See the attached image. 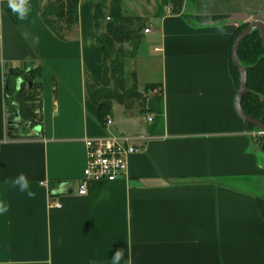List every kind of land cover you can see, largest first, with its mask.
I'll list each match as a JSON object with an SVG mask.
<instances>
[{
  "label": "crops",
  "instance_id": "1",
  "mask_svg": "<svg viewBox=\"0 0 264 264\" xmlns=\"http://www.w3.org/2000/svg\"><path fill=\"white\" fill-rule=\"evenodd\" d=\"M47 2L26 1L20 21L0 0V264H113L121 249V264H264V149L236 109L231 68L234 33L264 22V0H122L126 16L146 18L125 71L140 91L158 87L144 112L123 108L121 133L85 85L104 76L95 4L111 0H81L66 40L45 23ZM31 64L42 69L38 122L20 137L8 127L6 71ZM109 133L140 137V150L123 177L80 195L85 140ZM21 172L34 198L13 187Z\"/></svg>",
  "mask_w": 264,
  "mask_h": 264
},
{
  "label": "trees",
  "instance_id": "2",
  "mask_svg": "<svg viewBox=\"0 0 264 264\" xmlns=\"http://www.w3.org/2000/svg\"><path fill=\"white\" fill-rule=\"evenodd\" d=\"M80 2L81 0H48L44 5L42 17L60 39L66 40V32L78 23ZM164 2L169 3V0ZM145 26L146 18L126 16L123 13L122 0H111L109 7L95 4L96 38L103 51L104 76L100 81L87 76L85 85L88 97L99 109L102 123H105L108 116H112V108L105 103L106 100L116 102L128 113H132L135 107L144 112L148 92L158 87V84H148L144 91H140L135 72L131 73V80L126 78L125 61L137 55ZM248 26L244 24L237 28L233 43ZM238 58L246 68L249 89L243 96L242 108L249 116L264 124V45L259 29H254L243 40ZM231 68L238 91L240 73L233 62ZM41 75V67L33 64L6 71L9 114H19L24 121V131H30L38 122ZM247 124L250 128H256L248 122ZM8 127L12 128L11 125ZM258 143L264 149V136ZM260 207L264 217V197L260 198Z\"/></svg>",
  "mask_w": 264,
  "mask_h": 264
},
{
  "label": "built area",
  "instance_id": "3",
  "mask_svg": "<svg viewBox=\"0 0 264 264\" xmlns=\"http://www.w3.org/2000/svg\"><path fill=\"white\" fill-rule=\"evenodd\" d=\"M149 31V28L145 29V33ZM104 126L107 129L114 126L112 116L106 118ZM139 139L140 137L136 135H116L112 133L105 136L87 138L85 140L87 166L79 187V194H87L90 182L101 180L114 181L123 177L127 169L128 157L140 150L138 145ZM41 184L48 186L47 182H41ZM49 205L50 207H61L60 203L51 200Z\"/></svg>",
  "mask_w": 264,
  "mask_h": 264
},
{
  "label": "water",
  "instance_id": "4",
  "mask_svg": "<svg viewBox=\"0 0 264 264\" xmlns=\"http://www.w3.org/2000/svg\"><path fill=\"white\" fill-rule=\"evenodd\" d=\"M254 28H258L260 30V34H261V40L262 43L264 45V22L262 21H253L251 22V24L248 26V28L235 40L234 45H233V49H232V62L235 65V67L239 70L240 73V88L237 92V96H236V109L238 111V113L242 116V118L252 124L253 126H255L257 129L260 130L261 133L264 134V124L261 123L260 121L252 118L251 116H249L242 108V99L243 96L245 95V93L247 91H249L248 87H247V82H248V77H247V73H246V68L243 67V65L241 64L239 58H238V50L239 47L241 45V43L243 42V40L251 34V32L253 31ZM262 100H264L262 98ZM9 124L11 126H14V130L16 131V134L18 136L21 135L20 133V129H21V125L24 124V121H22V119L20 118L18 113H14V114H10L9 116Z\"/></svg>",
  "mask_w": 264,
  "mask_h": 264
},
{
  "label": "clouds",
  "instance_id": "5",
  "mask_svg": "<svg viewBox=\"0 0 264 264\" xmlns=\"http://www.w3.org/2000/svg\"><path fill=\"white\" fill-rule=\"evenodd\" d=\"M9 9L16 14L20 21H28L30 18V8L26 4V0H8ZM219 31L223 32V27H219ZM13 187L17 188L21 193H26L29 198H34L35 193L31 190L30 182L27 175L23 172L19 173L12 181ZM9 211V205L0 199V215H4ZM123 249L117 250L112 257L113 264H121L124 259Z\"/></svg>",
  "mask_w": 264,
  "mask_h": 264
},
{
  "label": "rangeland",
  "instance_id": "6",
  "mask_svg": "<svg viewBox=\"0 0 264 264\" xmlns=\"http://www.w3.org/2000/svg\"><path fill=\"white\" fill-rule=\"evenodd\" d=\"M250 25V24H249ZM248 28V27H247ZM246 28V29H247ZM254 29H258V28H254ZM253 29V30H254ZM244 32V31H243ZM242 32V33H243ZM241 33V34H242ZM240 34V35H241ZM239 35V36H240ZM238 36V37H239ZM237 37V38H238ZM131 69L132 68H128V71L130 72L131 71ZM135 69V68H134ZM135 71V70H134ZM126 73H127V71H126ZM131 73H127V75H126V78H128V79H130L131 80ZM239 85H240V79H239ZM240 88V87H239ZM144 90V89H143ZM113 114V116H114V121H115V128H117L118 129V131L121 133V132H123V130H125V128L123 127V126H125V127H129V124H127L128 123V120H127V118L125 117V114H124V109H123V107H121V106H119V105H116V107H115V109H114V112L112 113ZM251 130H253L254 132H255V137H256V140L259 142V140H261L262 139V137L264 136V134L263 133H261V134H259V132H260V130L259 129H257V128H250ZM126 131V130H125ZM115 133V132H114ZM29 136H31V133H30V131H24V130H22L21 131V135H20V137H29Z\"/></svg>",
  "mask_w": 264,
  "mask_h": 264
}]
</instances>
